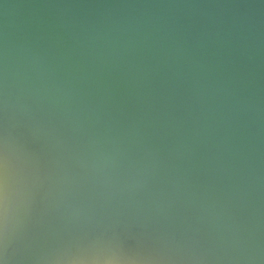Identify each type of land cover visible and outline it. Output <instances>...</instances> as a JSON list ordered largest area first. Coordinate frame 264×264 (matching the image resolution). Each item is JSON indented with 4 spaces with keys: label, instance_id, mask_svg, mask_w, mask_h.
<instances>
[{
    "label": "water",
    "instance_id": "1",
    "mask_svg": "<svg viewBox=\"0 0 264 264\" xmlns=\"http://www.w3.org/2000/svg\"><path fill=\"white\" fill-rule=\"evenodd\" d=\"M0 264H264V0H0Z\"/></svg>",
    "mask_w": 264,
    "mask_h": 264
}]
</instances>
